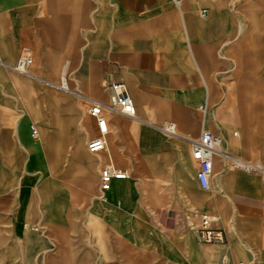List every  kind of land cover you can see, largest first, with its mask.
Instances as JSON below:
<instances>
[{"label": "crops", "instance_id": "1", "mask_svg": "<svg viewBox=\"0 0 264 264\" xmlns=\"http://www.w3.org/2000/svg\"><path fill=\"white\" fill-rule=\"evenodd\" d=\"M91 22L85 42V0H0V264H137L139 234L167 264H264V177L233 166L264 168V0H113ZM26 48L30 75L13 68ZM58 74L83 102L108 103L113 84L132 98L133 116L105 111L103 150ZM203 130L222 139L208 189ZM106 164L126 177L103 202ZM198 212L225 245L196 239Z\"/></svg>", "mask_w": 264, "mask_h": 264}, {"label": "built area", "instance_id": "2", "mask_svg": "<svg viewBox=\"0 0 264 264\" xmlns=\"http://www.w3.org/2000/svg\"><path fill=\"white\" fill-rule=\"evenodd\" d=\"M183 0H172L176 5L181 4ZM33 63L32 51L28 48L24 49L17 58L13 68L16 72L23 75H30V67ZM67 77L62 75L60 78V87L64 90H69L66 86ZM116 110L122 114L133 116L135 114V106L132 98L128 95L127 91L122 87V84H113L111 86V94L108 103H103L98 100L90 99V106L88 113L96 120L97 128L99 131L98 136L92 138L87 148L90 152H99L105 148L104 136L108 131L107 120L105 116L106 110ZM31 135L37 136V129L32 124ZM164 129L167 132L173 133L175 128L171 122L164 124ZM222 139L220 136L213 134L209 130H203L199 138L192 142V156L198 164L196 178L202 189L209 188L210 175L212 173V156L215 152L220 151ZM241 170L251 173H262L264 177V168L258 164L246 162L236 159L233 164ZM126 173L116 169L112 164L104 165L99 174V199L106 200V192L111 188L113 179L124 178ZM198 221L191 225L196 239L199 242L212 244L225 245V236L222 230L214 229L212 227V217L207 212H198ZM217 264H243L241 261H232L226 253H223Z\"/></svg>", "mask_w": 264, "mask_h": 264}, {"label": "rangeland", "instance_id": "3", "mask_svg": "<svg viewBox=\"0 0 264 264\" xmlns=\"http://www.w3.org/2000/svg\"><path fill=\"white\" fill-rule=\"evenodd\" d=\"M112 1L113 0H85V42H86V38L91 34V32L93 30L94 22H91L93 10L96 8L97 5H101L103 3H111ZM214 1L219 2L220 0H214ZM61 77H62L61 74H58V75L52 77L54 79L53 84L58 89L57 93H58L59 99L60 98L64 99L65 101H63V102H65V104L68 103L67 100L72 99L73 102H75L74 103L75 105H77V104L81 105V107H82L81 110H85V108H88L90 106V102H83L81 100V97L78 98L76 95H73V92H72V94H68L67 93L68 90H64L60 87V78ZM66 77L68 78V75H66ZM67 82L69 83L68 79H67ZM72 109H74V107ZM75 109H77V108H75ZM261 164L264 165L263 162ZM228 165L232 166V162L228 161ZM139 232H144V231L140 230ZM138 237L139 238H138V243H137V246H138L137 247V249H138L137 250V264H167V262H165V261L163 262L161 256L158 254V252L145 250L146 247L144 245V242H145L144 241L145 240L144 235L139 234ZM171 260H173V258ZM124 262L125 261L122 260L121 264H125Z\"/></svg>", "mask_w": 264, "mask_h": 264}, {"label": "bare ground", "instance_id": "4", "mask_svg": "<svg viewBox=\"0 0 264 264\" xmlns=\"http://www.w3.org/2000/svg\"><path fill=\"white\" fill-rule=\"evenodd\" d=\"M66 86L68 87V83H66ZM68 88H69V87H68ZM70 91H71V89L69 88V90H68L67 92H70ZM121 171H122V170H121ZM122 172H124V171H122ZM124 173H125V172H124ZM106 201H107V200H104L103 202H106ZM242 263L245 264V262H243V261H242Z\"/></svg>", "mask_w": 264, "mask_h": 264}]
</instances>
